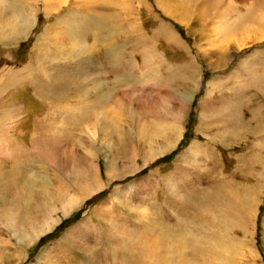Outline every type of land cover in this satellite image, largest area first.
Segmentation results:
<instances>
[{
  "label": "rangeland",
  "instance_id": "1",
  "mask_svg": "<svg viewBox=\"0 0 264 264\" xmlns=\"http://www.w3.org/2000/svg\"><path fill=\"white\" fill-rule=\"evenodd\" d=\"M14 1L0 264H264V0Z\"/></svg>",
  "mask_w": 264,
  "mask_h": 264
},
{
  "label": "bare ground",
  "instance_id": "2",
  "mask_svg": "<svg viewBox=\"0 0 264 264\" xmlns=\"http://www.w3.org/2000/svg\"><path fill=\"white\" fill-rule=\"evenodd\" d=\"M16 1V0H15ZM14 1V2H15ZM255 6L256 7H258V10H259V13L256 15V21H257V24H260L259 22H261L262 24L264 23V7L261 5V4H259V3H255ZM1 14V13H0ZM1 16V15H0ZM74 19H75V17H74ZM87 19V18H86ZM255 19V18H254ZM69 20V19H68ZM88 20V19H87ZM76 22V21H75ZM74 22V23H75ZM85 22V21H84ZM88 22V21H87ZM90 22V25L92 26L95 22L93 21V20H90L89 21ZM232 22V21H231ZM25 23H26V21H25ZM82 23V22H81ZM70 24H72V23H70ZM262 24H260L261 25V27L259 26V27H257V28H259L258 29V31L260 32V34L262 35V34H264V26L262 27ZM67 25V24H66ZM264 25V24H263ZM78 26V25H77ZM80 26V25H79ZM67 27H70V26H67ZM72 27H75L74 25L72 26ZM232 29H233V27L232 26H230L229 24H227V25H222L221 27H220V31L223 33V36H224V40H225V36H226V33L227 32H231L232 31ZM254 29V28H253ZM72 30V29H71ZM257 31V30H256ZM256 32V33H259V32ZM81 33H79V35H80ZM69 35V34H68ZM78 35V36H79ZM78 36L77 35H75L74 36V38L75 39H78ZM222 36V37H223ZM240 41H244L243 39H240ZM240 41H238L237 42V45H238V47H241L242 45H243V43L242 42H240ZM69 50V49H68ZM109 51H110V49H108ZM70 52V51H69ZM66 54V53H65ZM257 65V64H256ZM263 66V65H262ZM262 68V67H261ZM264 69V68H263ZM262 71V70H261ZM263 72V71H262ZM259 73V72H258ZM258 80V79H257ZM261 82H262V84H263V87H264V74L262 75V77L259 79ZM259 81V82H260ZM257 83V82H256ZM211 84H212V82H210V84L208 85V88H209V90H210V86H211ZM256 85V84H255ZM260 85V84H259ZM262 87V86H261ZM207 90V89H206ZM207 92H208V90L207 91H205V93H204V95L205 94H207ZM187 106V105H186ZM181 124V123H180ZM150 126V125H149ZM174 126V125H173ZM148 128V127H147ZM170 128V127H169ZM169 128H168V131H169ZM171 128H173V127H171ZM170 128V129H171ZM150 129V128H149ZM149 129H146V132H149V134H151L152 133V129L151 130H149ZM179 129H180V127H179ZM144 130V129H143ZM159 131V129H157V128H155V130H153V132L154 133H157ZM166 131V130H165ZM164 130H163V132H165ZM171 131H173V129L171 130ZM160 132V131H159ZM176 136V135H175ZM212 138V137H211ZM167 144V143H166ZM169 145V144H168ZM202 146V145H201ZM159 148V147H158ZM164 148V147H163ZM154 149V148H153ZM166 149H167V147H166ZM160 151L162 150V148H160L159 149ZM158 150V151H159ZM151 152V151H150ZM153 152H154V150H153ZM195 152H197V151H195ZM147 154V153H146ZM151 154V153H150ZM150 154H148V155H150ZM154 155H156V153L154 152ZM146 156V155H145ZM135 157H136V155H135ZM145 162H146V160H145ZM133 168V167H132ZM94 183H95V181H94ZM99 183V182H98ZM124 188V187H123ZM120 191V190H119ZM239 196H241L240 198H239ZM246 197L243 195V194H240V193H237V195H236V200H238L239 201V203H242V205H243V199H245ZM242 201H241V200ZM66 200V199H65ZM63 201V200H62ZM66 202H67V200H66ZM65 203V202H64ZM67 203H70V201L69 202H67ZM66 204V203H65ZM71 204H72V202H71ZM71 204H70V206H71ZM77 205V204H76ZM66 206V205H65ZM55 207V206H54ZM243 207V206H242ZM246 207V206H245ZM57 208V207H56ZM55 208V209H56ZM60 208V207H59ZM71 207H69V209H70ZM247 208V207H246ZM26 209H27V207H26ZM25 209V210H26ZM66 209H67V207H66ZM20 211H21V209H19ZM57 210V209H56ZM59 210V209H58ZM68 210V209H67ZM72 210H74V209H72ZM23 211V210H22ZM63 212H65V211H63ZM67 212V211H66ZM69 212V211H68ZM24 213V212H23ZM26 214H29V213H27V210H26V212H25ZM26 214H24V215H26ZM23 215V216H24ZM54 220V219H53ZM49 226V225H48ZM46 230H43V231H41L40 232V234L41 233H43V232H45ZM73 232V231H72ZM167 232V231H166ZM68 234V233H67ZM219 235V234H218ZM145 235H143V237H144ZM165 236L166 235H164V236H158L159 237V239L157 240V241H159V243H160V241H161V239L162 238H165ZM142 237V236H141ZM145 237H147L146 239L148 240H146L147 242H149L150 244H147L143 249H141L140 251H139V255L138 256H140L141 258H143V263H149V264H151V263H155L156 264V261H159V258L160 259H162V260H164L165 261V263L166 264H168V260H167V258H166V256H167V253H164V252H162L161 250H157V248H156V250H157V252L155 251V248H154V246H152L151 245V243H152V241L154 240V239H152V241L149 239V237L148 236H145ZM214 238H217V237H214ZM219 238V237H218ZM141 239V238H140ZM144 239V238H143ZM156 240H155V242H156ZM163 241V240H162ZM165 241V240H164ZM197 241V240H196ZM198 241H199V239H198ZM154 244H156V243H154ZM196 244V243H195ZM158 246V245H157ZM202 246V245H201ZM60 247V246H59ZM205 252V251H204ZM207 252V251H206ZM46 253V252H45ZM208 253V252H207ZM199 254V253H198ZM209 254V253H208ZM26 255V254H25ZM42 255H43V252H41L38 256H37V260L39 261V260H41L43 257H42ZM47 255H48V252H47ZM50 255V254H49ZM45 256V255H44ZM212 256V255H211ZM22 257H24V256H22ZM46 257V256H45ZM20 259H22V258H20ZM141 260V259H140ZM21 261V260H20ZM186 261H187V259H186ZM193 263H194V261H192ZM192 262H186L187 264H192ZM143 263H141V264H143ZM182 263V262H181ZM185 263V264H186ZM183 264V263H182Z\"/></svg>",
  "mask_w": 264,
  "mask_h": 264
}]
</instances>
